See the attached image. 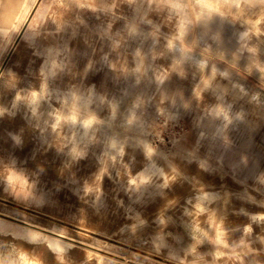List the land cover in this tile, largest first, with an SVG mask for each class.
Instances as JSON below:
<instances>
[{
    "label": "rangeland",
    "instance_id": "rangeland-1",
    "mask_svg": "<svg viewBox=\"0 0 264 264\" xmlns=\"http://www.w3.org/2000/svg\"><path fill=\"white\" fill-rule=\"evenodd\" d=\"M21 2L0 264H264V0Z\"/></svg>",
    "mask_w": 264,
    "mask_h": 264
},
{
    "label": "bare ground",
    "instance_id": "bare-ground-1",
    "mask_svg": "<svg viewBox=\"0 0 264 264\" xmlns=\"http://www.w3.org/2000/svg\"><path fill=\"white\" fill-rule=\"evenodd\" d=\"M18 1H22V0H6V2H5V4H4V7H3V9H4V14L2 15V17H1V22L2 23H4L3 25H7V26H10V25H8V23H11V17L14 15V13H15V11H17L21 6H20V4L22 3H20V2H18ZM31 1V2H30ZM34 1L35 0H27V2L29 3V6H30V8L33 6V4H34ZM207 1L208 0H200V2L203 4V6L205 7V9H207V6H209L208 5V3H207ZM17 14H18V11H17ZM16 15H14V17H15ZM18 16V15H17ZM207 23V22H206ZM27 26H28V24L26 23L22 28H21V30H20V34H19V38L20 37H23L24 35H25V32H26V28H27ZM2 31H0V33H1ZM38 40H40V38H38ZM47 49H46V54L48 55V57L53 53V51H52V49H53V44L51 43V44H49L47 47H46ZM51 233H54V234H56V235H58V236H60V237H62V238H66V239H69V240H72V241H74V242H77V243H79V244H81V245H83L84 247H86V248H89L90 250H92V249H97V250H101L100 248L101 247H98V246H94V245H91V244H89V243H86V242H84V241H78V240H75V239H72V238H68L67 236H65V235H63V234H60V233H56V232H53V231H51ZM69 244V242H67V241H65V240H63V239H61V238H56V237H53L52 238V244L54 245V246H57V247H62L63 246V244ZM104 252H107V253H110V252H108V251H104Z\"/></svg>",
    "mask_w": 264,
    "mask_h": 264
},
{
    "label": "snow or ice",
    "instance_id": "snow-or-ice-1",
    "mask_svg": "<svg viewBox=\"0 0 264 264\" xmlns=\"http://www.w3.org/2000/svg\"><path fill=\"white\" fill-rule=\"evenodd\" d=\"M37 96H38V93H33V102H35V98H36ZM72 119L75 120L76 117L73 116ZM92 122H93V121H92L91 119L85 121V126H90V125L92 124ZM9 180H10V182H11L12 178L10 177ZM134 182H135V181H134ZM260 219H264V217H260ZM56 251H57V252H62L63 250H62V249H57ZM22 259L26 261V264H36L35 261H30L28 257H22Z\"/></svg>",
    "mask_w": 264,
    "mask_h": 264
}]
</instances>
